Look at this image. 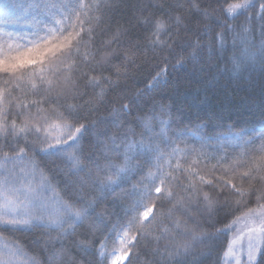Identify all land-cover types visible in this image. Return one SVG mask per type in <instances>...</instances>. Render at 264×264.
I'll list each match as a JSON object with an SVG mask.
<instances>
[{
	"label": "snow or ice",
	"instance_id": "6c2138e0",
	"mask_svg": "<svg viewBox=\"0 0 264 264\" xmlns=\"http://www.w3.org/2000/svg\"><path fill=\"white\" fill-rule=\"evenodd\" d=\"M254 7L253 0H210L206 7L201 0H188L187 7L149 3L137 9L139 16L133 15L132 30L141 31L127 42L121 37L129 35L128 29L97 42V29L100 35L107 33L101 27L104 13L112 11L102 0H32L26 14L0 17V228L39 230L47 245L75 236L91 221L76 246L85 254L98 246L109 264H131L132 249L157 233L151 235L153 264H183L180 257L189 254L191 242L205 238L196 235V216L243 210L246 231L239 230L229 241L224 259L228 264H264V133H217V146L210 151L213 136L202 134L206 126L171 133L173 121L160 119L155 106L134 113L133 106L139 105L133 99L112 110L116 132L95 133L91 152L86 153L83 144L95 127L90 120L93 105L103 103L138 53L151 52L163 64L157 65L160 71L147 86L149 91L167 82L172 61L180 68L204 64L205 51L209 59H224L230 34L232 69L240 71L257 58L264 68V24L257 45L254 30L241 26L238 31L230 23ZM181 9L196 20L195 28L190 20L174 15ZM259 10L264 20V2ZM13 25L17 27L8 30ZM188 33L196 39L182 35ZM217 68L221 75L229 71ZM257 139L261 143L254 148ZM224 141L242 150L226 151ZM54 171L74 179L57 191ZM130 173L142 174L137 181L141 187H125ZM117 189L125 199L137 198L116 222L105 223L96 208L103 194L121 198ZM253 200L254 207H249ZM164 202L171 205L166 211ZM94 214L103 229L96 226ZM239 221L236 217L217 231H231ZM0 264L15 262L11 254L0 253ZM31 264L38 262L32 259Z\"/></svg>",
	"mask_w": 264,
	"mask_h": 264
},
{
	"label": "trees",
	"instance_id": "16d2710c",
	"mask_svg": "<svg viewBox=\"0 0 264 264\" xmlns=\"http://www.w3.org/2000/svg\"><path fill=\"white\" fill-rule=\"evenodd\" d=\"M92 2V0H88ZM210 0H201L202 7H206ZM264 0H253L255 7L250 9L245 15L239 16L230 23L240 30V27H247L254 30L256 34V44L260 43L259 30L264 20L259 18L260 3ZM32 0H0V17H16L26 14L28 5ZM102 3L111 5L112 11L104 13L103 19L105 23L102 28L107 29V33L100 35L97 29V42L110 40L118 30H129V35L121 37L123 42L134 37L140 29L132 30V26L136 24L133 15L139 16L137 10L142 6L151 4H162L165 8L168 5L182 4L187 7L188 0H102ZM215 6V5H213ZM156 11V9H149ZM211 11V9H209ZM174 15H181L186 20L192 22V27L197 26L196 20L189 15L188 11L178 10ZM246 17H253L246 20ZM210 23V21H208ZM203 24L200 25L202 27ZM17 26H10L8 30H12ZM219 31V29H217ZM186 39L195 40L196 37L191 33L182 34ZM207 43V39L203 41ZM231 34L229 35V50L224 53V59L213 55L208 58L207 52L204 53V64L192 62L186 63L183 68L175 67L172 61L168 66L167 82H161L150 91L148 85L153 83V77L163 67L162 62L153 57L151 52L138 53L135 64L129 66L126 74L119 77L118 84L113 90L109 91L103 103L96 102L93 107L90 120L95 122V127L86 134L83 141L86 153L93 150L92 142L95 139L94 134L108 131L110 134L116 132L115 125L112 123L114 108L119 107V103H128L135 99L137 108L133 106V112L139 114V109H151L155 106L156 113L162 120L173 121L170 132L175 133L185 128H194L196 125L206 126L203 135L213 136L211 147L214 150L217 146L215 135L217 133L247 132L252 137H259L264 133V68L261 67L259 59L254 63L242 67L240 71L232 69V65L228 63V59L233 55L231 49ZM116 51H122L117 45L112 46ZM242 49L238 48L236 53ZM191 51V50H190ZM250 51H256L251 49ZM160 67H157V65ZM219 68L227 67L229 69L226 75H221ZM203 69V70H202ZM124 73L125 70H121ZM114 81L117 80L115 75L112 76ZM165 77H161L163 81ZM140 93L141 95H137ZM161 106L165 109L161 112ZM133 120V116L127 117ZM119 122V121H118ZM248 139V136L244 137ZM189 144L193 140L188 141ZM228 147L224 150L232 152L237 147L229 141H224ZM261 141L256 140L253 147H259ZM183 147V144L180 145ZM197 146L198 143H197ZM242 150V149H241ZM31 155V154H29ZM39 160V157H37ZM52 158H49L51 160ZM19 163V162H18ZM136 161H133L135 164ZM52 167V165H50ZM136 172V169H133ZM145 171L147 169L145 168ZM53 187L59 184V191L65 185V182L72 181L74 177L66 172H53ZM142 174H129L130 183L125 185L130 190L131 184H137L141 180ZM137 187L141 185L137 184ZM96 193V196H100ZM104 199L99 202L96 213H102L101 219L107 223L109 220L116 222L123 216V209L137 197L123 198L120 189H117L119 199L113 198L111 194H103ZM167 202L162 205L163 210L170 207ZM254 207V200L249 204ZM243 211V210H242ZM242 211L235 212L234 215H225L224 211L214 213L211 218L206 214L196 216V221L200 224V229L196 235L205 237L202 241H192L187 256H181L183 264H226L224 252L228 247L229 241H232L238 234L239 230L246 231L245 220ZM195 215V214H194ZM240 217V221L236 223L231 231L218 232L217 229H223L225 224H230L236 218ZM93 220L96 226L103 229L104 224L100 220H96L95 214ZM89 222H85L82 228L77 229L75 236H66L60 239H53L47 245L44 241L47 237H41L39 230L29 231H5L0 228V253L11 254L15 264H31V260L35 259L38 264H109L103 256L99 254L98 246L92 248L87 254L81 251L76 245L81 239V233L88 230ZM152 233L151 235H156ZM55 233L52 236L55 237ZM151 235L148 239H142L141 242L132 249L131 264H153L154 257L152 249L154 244L151 242ZM161 241V246H163ZM111 245H109V250ZM175 264V262H173Z\"/></svg>",
	"mask_w": 264,
	"mask_h": 264
},
{
	"label": "rangeland",
	"instance_id": "374dc122",
	"mask_svg": "<svg viewBox=\"0 0 264 264\" xmlns=\"http://www.w3.org/2000/svg\"><path fill=\"white\" fill-rule=\"evenodd\" d=\"M235 146H236V145H235ZM237 149H238V151H241L240 148H237ZM236 236H237V235H236ZM236 236H235V237H236ZM235 237H234V238H235ZM236 247H239V243H238V242H237V244H236ZM226 264H228V261L226 262ZM232 264H235V261H232Z\"/></svg>",
	"mask_w": 264,
	"mask_h": 264
}]
</instances>
